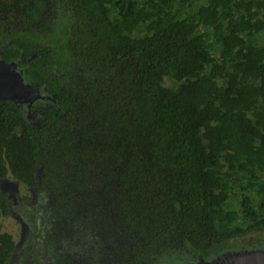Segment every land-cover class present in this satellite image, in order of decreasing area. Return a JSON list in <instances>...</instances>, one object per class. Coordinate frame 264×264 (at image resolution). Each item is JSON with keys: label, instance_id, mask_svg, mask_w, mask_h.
Instances as JSON below:
<instances>
[{"label": "trees", "instance_id": "16d2710c", "mask_svg": "<svg viewBox=\"0 0 264 264\" xmlns=\"http://www.w3.org/2000/svg\"><path fill=\"white\" fill-rule=\"evenodd\" d=\"M0 52L57 99L35 124L0 101V264L9 177L108 264L255 246L235 242L264 233V0H0Z\"/></svg>", "mask_w": 264, "mask_h": 264}, {"label": "rangeland", "instance_id": "374dc122", "mask_svg": "<svg viewBox=\"0 0 264 264\" xmlns=\"http://www.w3.org/2000/svg\"><path fill=\"white\" fill-rule=\"evenodd\" d=\"M29 114L38 115L35 111H31ZM27 118L33 123L39 121L37 119L36 121L31 120L33 117L28 114ZM8 180L9 184L12 185L11 189L17 190L18 193L16 194L18 196L28 197L30 201L35 198V193L25 185L11 177ZM44 201L41 204L39 203L37 207H16L15 216L2 218L3 231L12 235L18 248L15 255L16 264H89L87 260L92 261V258L88 254L83 253L81 254L82 258L78 259L74 250H68L71 248L69 246L82 247L78 240L84 238L80 227H76L73 223L64 222V216L60 212V204L55 200V197ZM36 204L31 201V205ZM236 243L243 249L245 246H251V244L255 245L252 248H264V233L249 234L236 240ZM105 248L103 249H108ZM106 253H109L108 256L111 257V252L106 251ZM183 259L184 257L176 262L177 260L172 261L170 256L163 260V264H183L189 261ZM96 261L98 260L96 259Z\"/></svg>", "mask_w": 264, "mask_h": 264}, {"label": "water", "instance_id": "95a60500", "mask_svg": "<svg viewBox=\"0 0 264 264\" xmlns=\"http://www.w3.org/2000/svg\"><path fill=\"white\" fill-rule=\"evenodd\" d=\"M5 100L27 105V109L37 101H57L50 94L39 92L34 85L28 84L19 62L7 63L0 52V101ZM183 264H264V248L230 250L217 254L212 260L200 259Z\"/></svg>", "mask_w": 264, "mask_h": 264}, {"label": "flooded vegetation", "instance_id": "af4514ba", "mask_svg": "<svg viewBox=\"0 0 264 264\" xmlns=\"http://www.w3.org/2000/svg\"><path fill=\"white\" fill-rule=\"evenodd\" d=\"M38 89H40V88H38ZM46 102H42V103H46ZM34 105L37 106L38 104H34ZM25 111L27 112V114L29 116L33 117L31 120H33V119L35 121H36V119L39 120V116L38 115H31V114H29L30 113L29 112L30 111V108L29 109L26 108ZM11 186L12 185L9 184V180L8 179H6L1 184L2 192L4 193V195H5L8 203L10 205L11 216L12 215L15 216V208L16 207L17 208H19V207H22V208H26L27 207L28 208V207H32V206L33 207H37V205L39 203L41 204L43 200H45V201L47 200L46 199V196H44L43 193H42L43 190H44V187L40 183L37 186V188L30 189V190H32L35 193V198L34 199H31V201L34 204L37 203L36 205H31V201H30V199H28V197L26 198V197H20V196H18V194H16V193H18L17 190L16 189H13L12 190L11 189ZM50 198H51V196H50ZM55 234H56V231H55ZM78 240H79L80 246H82V247L74 248L72 246H69L71 248L68 249V250H74V253H75V255L77 256L78 259L82 258L81 254L84 253V254H88L92 258V261L87 260L88 261L87 263H89V264H97V263L98 264H108L109 263V262H106L104 260L109 261V260H111V257L108 256L109 253L103 252V248L101 246L92 247L87 241L84 240V242H83V240L81 238H79ZM81 241H82V245H81ZM63 248H66V247H63ZM17 250H18V248H17V245H16V251ZM16 251H15L14 256H13V262H14V264H16V261H15ZM91 255H93V256H91ZM96 259L98 261H96Z\"/></svg>", "mask_w": 264, "mask_h": 264}]
</instances>
